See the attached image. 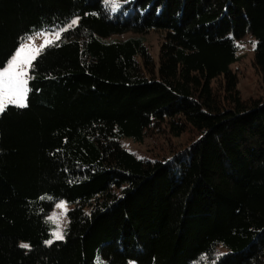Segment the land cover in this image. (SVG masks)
<instances>
[{
	"label": "trees",
	"instance_id": "16d2710c",
	"mask_svg": "<svg viewBox=\"0 0 264 264\" xmlns=\"http://www.w3.org/2000/svg\"><path fill=\"white\" fill-rule=\"evenodd\" d=\"M120 2L0 0V68L25 34L82 18L36 63L29 107L0 115V264H264V98L232 70L251 34L264 71V0ZM149 31L159 61L114 38ZM177 115L188 147H123ZM62 200L66 240L48 246Z\"/></svg>",
	"mask_w": 264,
	"mask_h": 264
},
{
	"label": "snow or ice",
	"instance_id": "6c2138e0",
	"mask_svg": "<svg viewBox=\"0 0 264 264\" xmlns=\"http://www.w3.org/2000/svg\"><path fill=\"white\" fill-rule=\"evenodd\" d=\"M104 2L111 5L113 12L121 7L120 0H104ZM81 20L82 18L77 15L61 26L34 31L19 38L16 50L9 57L5 66L0 68V115H3L9 106L21 109L29 107V94L33 91L30 87V81L36 78L34 75L36 63L48 48L60 47V42L65 38V34L78 28ZM40 36L44 37L43 42L36 46L35 40ZM255 46L256 42H253V47L255 48ZM238 47H243V45H238ZM56 207L61 209V212H54L48 217V221L55 225L52 229L51 238L45 241L48 246L59 241H65L67 236L64 220L70 211L68 202L60 201ZM20 247L30 249L31 245L22 242ZM223 255L225 254L220 253L217 258ZM97 264H104V262L98 258ZM130 264H134V262H130Z\"/></svg>",
	"mask_w": 264,
	"mask_h": 264
},
{
	"label": "rangeland",
	"instance_id": "374dc122",
	"mask_svg": "<svg viewBox=\"0 0 264 264\" xmlns=\"http://www.w3.org/2000/svg\"><path fill=\"white\" fill-rule=\"evenodd\" d=\"M132 36L144 37L146 45L156 60L159 61L161 46L164 41V32L149 31L145 34L128 32L114 36V38L125 39ZM52 38L54 39V37ZM43 39V36L38 37L35 40L36 46H39L43 42ZM253 42H256V39L251 34H247L238 40V45H243V47H239L238 51L241 60L232 65V70L237 79L238 90L243 98H264V71L259 70L254 65L255 48L253 47ZM182 118V115H177L173 119H169V121L163 124L162 129L149 133L142 143H138L130 138L122 139L121 143L123 147L139 157L154 158L170 155L175 150L188 147L199 137L198 132L192 128L180 132ZM72 207L73 205L68 203V208L71 209ZM54 212L60 213L61 209L55 205L49 216ZM67 223L68 217L64 220L66 226Z\"/></svg>",
	"mask_w": 264,
	"mask_h": 264
}]
</instances>
